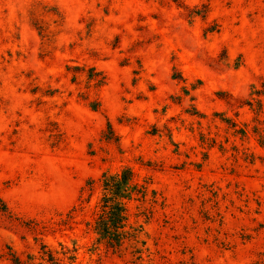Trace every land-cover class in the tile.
I'll list each match as a JSON object with an SVG mask.
<instances>
[{
    "label": "rangeland",
    "instance_id": "rangeland-1",
    "mask_svg": "<svg viewBox=\"0 0 264 264\" xmlns=\"http://www.w3.org/2000/svg\"><path fill=\"white\" fill-rule=\"evenodd\" d=\"M126 167L117 252L92 223ZM50 255L264 264V0H0V264Z\"/></svg>",
    "mask_w": 264,
    "mask_h": 264
},
{
    "label": "trees",
    "instance_id": "trees-1",
    "mask_svg": "<svg viewBox=\"0 0 264 264\" xmlns=\"http://www.w3.org/2000/svg\"><path fill=\"white\" fill-rule=\"evenodd\" d=\"M254 94L258 96L260 93L255 91ZM99 186L101 196L96 205L92 223V231L96 235L97 241L105 242L109 248L117 252L124 250L128 243L137 246L141 226H134L130 223L128 204L131 201L144 203L147 195L146 183L140 184L136 181L132 169L126 167L114 174L103 173L99 180ZM138 252L136 251L135 254H139ZM68 253L69 251L64 254ZM43 254L45 253L43 252ZM71 258L69 259L72 260ZM141 260L140 257H135V261L132 263L143 264L136 262ZM49 262L50 264H60V261L51 255ZM13 263L26 264L19 258H15Z\"/></svg>",
    "mask_w": 264,
    "mask_h": 264
}]
</instances>
